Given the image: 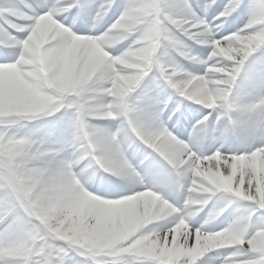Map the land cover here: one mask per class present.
<instances>
[{
    "label": "clouds",
    "instance_id": "obj_1",
    "mask_svg": "<svg viewBox=\"0 0 264 264\" xmlns=\"http://www.w3.org/2000/svg\"><path fill=\"white\" fill-rule=\"evenodd\" d=\"M0 264H264V0H0Z\"/></svg>",
    "mask_w": 264,
    "mask_h": 264
}]
</instances>
